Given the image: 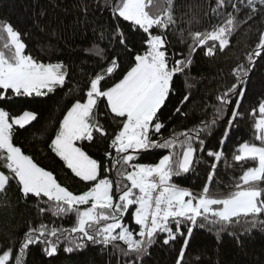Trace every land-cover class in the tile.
<instances>
[{"label": "snow or ice", "instance_id": "obj_1", "mask_svg": "<svg viewBox=\"0 0 264 264\" xmlns=\"http://www.w3.org/2000/svg\"><path fill=\"white\" fill-rule=\"evenodd\" d=\"M174 0H104L113 20L117 21L113 38L131 51L123 27L141 37L142 50L134 54V63L118 82L109 86L108 78L119 64L112 59L88 79L83 102L77 98L59 122L48 147L71 177L83 182V192L74 193L62 185L52 171L40 166L14 136L37 119L34 112L24 110L12 115L6 106L19 98L44 97L65 87L68 72L63 62H42L26 52L21 33L7 21H0V194L13 185L24 201L35 200L38 223H29L19 241L18 254L12 246L0 250V264H26L30 246H39L47 258L63 252L71 254L89 245L111 247L113 254L125 258L122 264H142L149 249L162 239L168 245L177 236H187L179 250L176 264H182L194 228L207 227L219 235L235 230L244 232L264 229V102L259 103V117L254 123V140L239 143L229 163L223 150L234 122L241 115L240 99L244 82L258 58L264 56V31L246 54L247 63L233 69L235 82L217 95L212 119L165 137L161 110L174 91V78L185 73L193 63L197 49L212 57L223 52L230 37L241 24L252 20L264 0H215L212 13L224 20L211 29L190 32L187 51L170 49L168 31L176 21ZM257 5L260 7L257 8ZM247 10L243 19L240 13ZM211 42V43H210ZM95 55L103 59V49ZM71 92V89L69 90ZM235 100L227 127L219 141V149H206L205 137L225 116L228 105ZM185 95L183 102H187ZM180 108L176 112H180ZM257 109L251 115L255 116ZM187 115V113H181ZM115 124V128L111 125ZM111 129V130H109ZM108 140L104 158L96 159L84 149L85 142ZM166 150L155 163L142 162L153 150ZM205 153L211 158L207 183L199 193L181 186V178L193 170ZM223 161L226 167L240 164L244 169L227 193L212 192L210 184ZM251 162L253 166L246 167ZM115 171V180L109 173ZM52 219L46 222L43 217ZM72 218L70 227L56 220ZM127 217V219H126ZM131 221V224L128 222ZM161 234H166L161 236Z\"/></svg>", "mask_w": 264, "mask_h": 264}, {"label": "trees", "instance_id": "obj_2", "mask_svg": "<svg viewBox=\"0 0 264 264\" xmlns=\"http://www.w3.org/2000/svg\"><path fill=\"white\" fill-rule=\"evenodd\" d=\"M214 7L215 0H174L176 23L167 34L170 49L186 53L191 43L190 32L210 30L213 24L222 22L223 16L217 17L212 13ZM246 12L247 10L242 11L239 19H243ZM0 21L10 22L21 33L27 46L26 52L45 63L63 62L68 72L65 87L55 93L9 102L6 108L10 114L19 115L28 110L37 116L25 129L16 132L14 143L22 147L25 154L32 156L40 166L52 171L69 190L74 193L83 192L86 190L84 183L71 177L70 170L63 167V162L55 157L48 144L67 108L77 98H81L83 102L91 76L112 59L117 60L119 67L108 78L109 86L118 82L129 70L134 63V54L142 50L141 37L130 32L127 22H124L121 26L127 35L131 51L117 43L113 38L117 21L112 19L110 9L104 6V0H0ZM260 31H264V9L237 28L223 52L217 50L214 56L207 57L204 50L197 49L190 69L174 78V91L158 114L165 125L162 129L165 137L173 131L181 132L192 128L201 120L212 119L213 109L210 105L217 104V95L235 82L233 69L238 64L247 63L246 54L255 47ZM2 43L3 40H0V45ZM97 49H103V59L95 55ZM240 87L244 91L242 99L233 97V103L227 106L223 119L216 124L211 135L205 137L206 149H219V141L227 127L226 121L230 119L235 100L240 99L241 115L234 122L223 146L229 163H232L231 153L239 143L250 141L259 144L254 140V123L259 117L258 105L264 101V56L257 59L255 67L244 77ZM185 95L189 96L187 102H183ZM178 107L180 112H176ZM253 109H257L255 116L251 115ZM115 127V124L111 125V128ZM108 143V140L97 139L91 144L85 142L83 147L93 158L102 159ZM162 154H167L166 150H153L146 154L142 162H158ZM197 155L203 158L194 164L193 170L181 178H174L193 193H199L208 182L212 163L205 153ZM249 166H253L251 162L245 165V169ZM243 170L240 164L226 167L221 161L210 184L211 191H231L234 180ZM108 175L115 180V171ZM43 219L50 222L55 218L45 214ZM38 222V205L35 200L20 199L14 185L8 188L6 195L0 194V250L12 246L18 254L19 241L29 223ZM128 222L131 224L130 220ZM56 223L70 227L72 218L56 220ZM183 231L185 236H177L168 245L163 244L162 239H157L149 249V254L143 258L142 264H176L179 250L187 236V229L184 228ZM62 249L63 245L56 257L47 258L39 246H30L26 264H122L125 259L119 253L113 254L111 247L105 249L99 245H89L84 250L71 254ZM182 264H264V229L244 232L237 227L217 235L207 227H196L189 238Z\"/></svg>", "mask_w": 264, "mask_h": 264}, {"label": "rangeland", "instance_id": "obj_3", "mask_svg": "<svg viewBox=\"0 0 264 264\" xmlns=\"http://www.w3.org/2000/svg\"><path fill=\"white\" fill-rule=\"evenodd\" d=\"M264 102V101H263ZM22 114V113H21Z\"/></svg>", "mask_w": 264, "mask_h": 264}]
</instances>
